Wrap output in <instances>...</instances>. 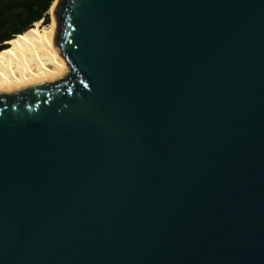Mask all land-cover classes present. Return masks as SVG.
I'll return each mask as SVG.
<instances>
[{
	"label": "water",
	"instance_id": "1",
	"mask_svg": "<svg viewBox=\"0 0 264 264\" xmlns=\"http://www.w3.org/2000/svg\"><path fill=\"white\" fill-rule=\"evenodd\" d=\"M66 70L0 91V264H264V0H58Z\"/></svg>",
	"mask_w": 264,
	"mask_h": 264
},
{
	"label": "bare ground",
	"instance_id": "2",
	"mask_svg": "<svg viewBox=\"0 0 264 264\" xmlns=\"http://www.w3.org/2000/svg\"><path fill=\"white\" fill-rule=\"evenodd\" d=\"M58 0L49 9L51 21L42 20L8 40L0 51V91L19 88L39 79H50L67 68L65 58L52 44L55 28L53 10Z\"/></svg>",
	"mask_w": 264,
	"mask_h": 264
},
{
	"label": "trees",
	"instance_id": "3",
	"mask_svg": "<svg viewBox=\"0 0 264 264\" xmlns=\"http://www.w3.org/2000/svg\"><path fill=\"white\" fill-rule=\"evenodd\" d=\"M54 0H0V51L6 42L24 32L36 21L49 23V9Z\"/></svg>",
	"mask_w": 264,
	"mask_h": 264
},
{
	"label": "rangeland",
	"instance_id": "4",
	"mask_svg": "<svg viewBox=\"0 0 264 264\" xmlns=\"http://www.w3.org/2000/svg\"><path fill=\"white\" fill-rule=\"evenodd\" d=\"M49 16H50V17H49V22H50V21H51V15L49 14ZM42 23H44L43 20H42ZM8 45H9V44H8ZM8 45H7V46H8Z\"/></svg>",
	"mask_w": 264,
	"mask_h": 264
}]
</instances>
